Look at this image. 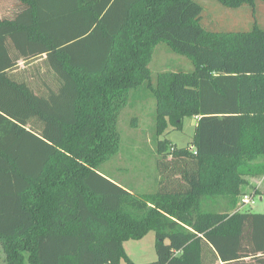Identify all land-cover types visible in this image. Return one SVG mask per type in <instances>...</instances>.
<instances>
[{"label": "trees", "instance_id": "obj_1", "mask_svg": "<svg viewBox=\"0 0 264 264\" xmlns=\"http://www.w3.org/2000/svg\"><path fill=\"white\" fill-rule=\"evenodd\" d=\"M11 1L0 18V264H136L123 242L148 232L153 264H264V214L239 210L243 177L264 174V0H212L244 7L233 25L251 21L220 31L200 0ZM161 42L193 69L153 78ZM140 90L154 99L156 138L196 118L188 146L156 140V191L142 194L99 170ZM217 199L231 212L204 210Z\"/></svg>", "mask_w": 264, "mask_h": 264}, {"label": "rangeland", "instance_id": "obj_2", "mask_svg": "<svg viewBox=\"0 0 264 264\" xmlns=\"http://www.w3.org/2000/svg\"><path fill=\"white\" fill-rule=\"evenodd\" d=\"M199 2L205 6L206 24L208 26H215V24L219 26L215 30H243L249 28L251 21L248 25L245 24L241 27L232 24L233 17L235 20H241L245 17L244 7L231 10L212 0H200ZM10 5H12L11 0H0V18L7 13L6 8H9ZM149 69L152 77L155 78L158 73L163 71L189 72L193 67L187 58L169 52L166 45L161 42L153 51ZM129 97V105L121 110L117 122L120 133V148L115 155L102 164L99 170L120 186L135 193L154 192L156 191L154 180L157 177L154 147L156 140H169L178 148L188 146L194 135L196 119L193 117L185 118L181 131L172 130L168 126L167 131L156 138L154 134L155 102L151 94L148 91L140 90L131 92ZM257 177L254 176L256 179ZM251 181L255 182V180ZM245 182L248 183V180H245ZM259 182V184L263 183L262 180H259ZM256 184L258 185V180ZM261 188L264 190V186ZM241 193L239 204L242 203L244 197L249 201L248 204H244L239 209L241 212L264 214V197L259 196L260 190L258 188H245ZM224 203L222 199L214 200V202L206 201L204 210L230 213L231 211L226 210L227 205L225 208ZM154 242V233L148 232L138 240L123 242V250L126 256L136 264H153L156 260ZM119 264L125 263L121 260Z\"/></svg>", "mask_w": 264, "mask_h": 264}, {"label": "crops", "instance_id": "obj_3", "mask_svg": "<svg viewBox=\"0 0 264 264\" xmlns=\"http://www.w3.org/2000/svg\"><path fill=\"white\" fill-rule=\"evenodd\" d=\"M19 65H20V63H19ZM19 67H20V69H22V67H23L22 64H21ZM195 119H196V118H195ZM195 125H196V122H195L194 126H195ZM262 162H264V158H259L258 163L261 165ZM243 179H244V180H248V183H246L244 186H242V187L240 188L241 192H243V190H244L245 188L248 189L249 187H256V188H258V189L260 190V194H259V196L262 195L261 198L264 197V190H262V188H261V187L264 186V184H263V183H264V174L261 175V176H258L257 179L254 178V177H250V176H245V177H243ZM251 180H255V182H252ZM257 180H258V185H257V184L255 185V183H257ZM259 180H262L263 183H262V184H259V183H260ZM246 185H247V186H246ZM223 202H225L224 204H225V208H226L227 203H226L225 200H223ZM242 203H243V201H242ZM242 203H241V204H242ZM226 210H228V209L226 208Z\"/></svg>", "mask_w": 264, "mask_h": 264}, {"label": "built area", "instance_id": "obj_4", "mask_svg": "<svg viewBox=\"0 0 264 264\" xmlns=\"http://www.w3.org/2000/svg\"><path fill=\"white\" fill-rule=\"evenodd\" d=\"M247 198L246 197H244V199H243V204H248L249 203V201H248V199L246 200Z\"/></svg>", "mask_w": 264, "mask_h": 264}]
</instances>
